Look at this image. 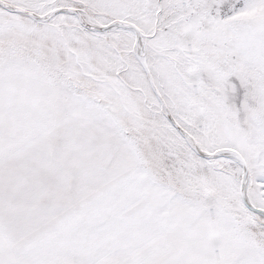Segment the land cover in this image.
<instances>
[{
	"label": "snow or ice",
	"instance_id": "6c2138e0",
	"mask_svg": "<svg viewBox=\"0 0 264 264\" xmlns=\"http://www.w3.org/2000/svg\"><path fill=\"white\" fill-rule=\"evenodd\" d=\"M0 264H264V0H0Z\"/></svg>",
	"mask_w": 264,
	"mask_h": 264
}]
</instances>
